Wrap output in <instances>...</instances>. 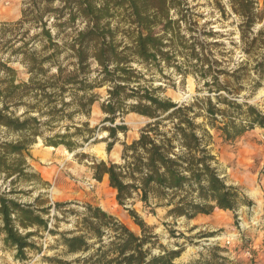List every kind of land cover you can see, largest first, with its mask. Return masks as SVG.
<instances>
[{
  "label": "trees",
  "instance_id": "16d2710c",
  "mask_svg": "<svg viewBox=\"0 0 264 264\" xmlns=\"http://www.w3.org/2000/svg\"><path fill=\"white\" fill-rule=\"evenodd\" d=\"M54 1L23 0L22 18L15 25L29 23L38 28L32 41L45 52L32 50L34 42L29 47V40L11 51V55H21L19 60L26 68L28 79L19 80L17 72L8 66L10 61L0 62V128L17 136L13 141L0 143V176L5 181L11 179L8 184L11 188L6 192L7 186L4 190L0 186L3 242L16 249V255L20 257L32 246L28 243L32 232L21 235L18 229H47L46 221L35 213L31 204L23 205L11 197L16 194L13 187L17 182L30 181L34 177L27 172L25 157L29 155L28 146L41 135V122L30 113L37 109L41 112V107H45L40 114L48 117L44 124L57 121L60 112L65 121H72L76 115L88 118L98 100L94 90L103 86L108 87V97L101 104V110L107 115L104 121L110 123L105 127L107 138L113 139L106 147L107 152L116 140L117 131H126L124 125L114 124L118 110L126 105V101L131 100L129 112L150 119L136 140L123 143L120 164L99 161L90 165L96 181L101 182L107 177L109 187L116 191L118 205L124 206L136 196L146 207L154 200L149 213L154 207H165L168 216L187 219L210 214L215 208H237L243 200L238 190L225 185L211 166L213 156L207 148L210 135L206 126L219 131L225 140H235L254 127L264 128V114L248 103L238 104L221 95L216 96V103L209 96H195L189 104L174 103L155 95L150 87H143L138 71L131 65L135 62L149 68L160 62L168 63L174 49L185 47L199 65L198 78L204 79L210 74L215 80L216 91L208 89V93L225 90L230 95L237 94L229 85L218 86V77L212 75L215 62L202 49L197 52L193 41L189 43L180 36L178 30L183 17L173 20L169 16L170 9L178 5L177 0H58L63 6L52 8ZM228 3L241 19L239 31L244 52L252 59L256 58L251 70L263 78L264 28L253 30L262 22L263 11L258 12L256 0H229ZM64 9L69 12L65 19ZM78 18L85 22V27L72 29L67 35L64 41L67 63L63 67L57 59L61 50L55 40L66 25ZM114 20L115 27L112 25ZM159 26L161 34L154 33ZM119 34L123 36L121 40L117 39ZM51 67H55L56 72L48 77L46 73ZM249 72L247 63H240L238 69L227 72V76L238 80ZM92 73H95L93 78ZM66 96H69L68 101ZM26 97L35 103H26ZM57 102L61 104L59 109ZM19 104L25 106V111L17 116L10 108ZM218 104L226 107L221 108ZM234 111L236 118L232 116ZM198 117L204 121L196 124ZM218 117L221 121L216 124ZM72 128L74 132H70ZM95 131L96 127L90 128L85 121L81 127L66 125L64 134L43 141L47 146L63 145L72 152L78 147L74 138L79 136L82 142H87L94 137ZM126 210L134 222L144 228L137 213L129 208ZM82 221L83 233L65 236L64 247L66 254L88 255L64 261V264H176L177 252L149 255V250L144 249L149 243L146 235L136 236L99 208L87 206ZM103 226L114 232L106 244L102 243ZM90 239H96L99 244L92 253H89L93 248L88 243ZM219 252L227 251L211 246L190 264H224L226 257Z\"/></svg>",
  "mask_w": 264,
  "mask_h": 264
},
{
  "label": "rangeland",
  "instance_id": "374dc122",
  "mask_svg": "<svg viewBox=\"0 0 264 264\" xmlns=\"http://www.w3.org/2000/svg\"><path fill=\"white\" fill-rule=\"evenodd\" d=\"M228 1L177 0L178 5L170 9L169 16L173 20L183 17L178 30L180 36L183 35L189 43L193 41L197 52L202 49L209 59L215 62L212 75L218 77V86L229 85L237 94L230 95L225 90L208 93V89L216 91L215 80L210 74L204 79L198 78L199 65L185 47L174 49L175 53H170L171 60L168 63L160 62L148 68L144 64L132 62L133 69L138 71L140 76L139 83L143 87H150L155 95L178 104H189L195 96H209L212 102L216 103V96L221 95L238 104L248 103L264 114V77L259 78L254 70H251L256 58L252 59L244 52L239 31L241 19L232 12ZM256 1L258 12L263 11V20L254 26V32L264 28V0ZM62 6L58 0L51 4L52 8ZM23 9V0H0V62L10 61L8 66L17 72L18 79L26 81L29 76L19 60L21 55H11V51L28 40L29 47L34 42L32 50L41 51V48L36 41H32L34 35L39 32L38 28L29 23L15 25L21 20ZM68 13V9H64V19L68 17ZM112 25L115 27V20ZM84 27L85 22L78 18L66 25L64 32L55 40L61 50L57 59L63 67L67 63V52L64 50L67 35L72 29L81 30ZM51 29L52 33H55L54 28ZM160 32V26L154 29V33L161 34ZM209 32H212V35H209ZM122 37V34H119L117 39L121 40ZM43 53L45 52L41 51V54ZM240 63H247L250 69L248 75L238 80L228 77L227 72L232 73L238 69ZM92 66L94 69L95 66ZM55 72V67H51L46 76L50 77ZM91 77H95V73H92ZM257 83L260 84L257 86ZM107 88L103 86L94 90L98 100L93 104L88 118L76 115L72 121H65L60 112L57 121L44 124L48 117L40 114L45 111V107L40 106L41 112L37 109L30 113L41 122V135L36 137L35 143L28 146L29 155L25 157L27 172L34 177H31L30 181L17 182L13 187L16 194L11 197L23 205L31 204L35 213L46 221L47 229H18L21 235L32 232V236L28 238V243L32 246L26 248L20 257L16 255V249L3 242L4 234L0 231V264H64V261H74L88 255L66 254L64 247L65 236L83 233L82 219L86 215L87 206L99 208L136 236L141 237L142 233L146 235L149 243L144 249H148L151 256L163 251H175L178 256L174 263L190 264L197 260L200 254H205L207 248L217 246L227 251L219 252L226 257L224 264L261 263L264 258L260 255L262 249L257 248L255 243L264 242V128L254 127L235 140H225L219 131L206 126L210 135L207 148L213 156L212 168L225 185L236 188L243 199L233 210L215 208L210 214H200L209 216L208 219H213L214 224H195L194 218L197 215L192 219L168 216L165 207H154V211L149 213L154 206V200H150L151 206L146 207L136 196L126 205L120 206L115 199L116 191L109 187L106 178L101 182L96 181L90 165L99 161L120 164L123 143L130 144L136 140L150 119L129 112L128 105L131 100L126 101V105L118 110L114 122L115 125H124L126 131H117L116 140L107 152L106 147L113 140L107 138L105 127H109L110 123L104 121L107 115L101 110V104L108 97ZM127 91L129 93V90ZM62 98L64 101V95ZM65 100L68 101L69 96H66ZM24 101L35 103L28 97ZM218 105L221 108L226 107L223 104ZM60 107V102H57V109ZM10 109L19 116L25 111V106L19 104ZM236 113L234 111L232 114L234 118ZM85 121L89 123L90 128L96 127V131L94 137L87 142H82L79 136L74 138L78 143L76 150L69 152L63 145L52 147L44 143V138L64 134V126L74 124L81 127V123ZM203 121L202 117L195 119L196 124ZM218 121H221L219 117L216 124ZM70 132H74V129ZM16 138L15 133L0 128V143ZM10 180L5 181L0 176L1 189L4 190L7 186L5 192L11 188L8 185ZM232 180H235V185L228 184ZM126 208L137 213L145 225L144 228L134 222ZM214 212L217 216L211 218ZM101 232L102 243L105 244L111 240V233H114L105 226L101 228ZM96 242V239L88 240L89 245L93 247L89 253L99 246ZM261 254H264V251Z\"/></svg>",
  "mask_w": 264,
  "mask_h": 264
},
{
  "label": "crops",
  "instance_id": "0c3cea01",
  "mask_svg": "<svg viewBox=\"0 0 264 264\" xmlns=\"http://www.w3.org/2000/svg\"><path fill=\"white\" fill-rule=\"evenodd\" d=\"M104 178H106V180H107V177H104ZM107 182H108V180H107ZM228 184H230V185H235L236 184V182H235V180L233 181H230V182H228ZM217 216V214L214 212L213 214H212V217L211 218H215ZM209 218V216H202V215H200V214H198L195 218H194V223L195 224H208V223H210V224H214V222H213V219H208ZM209 225V224H208ZM210 226V225H209ZM263 235V234H262ZM261 235V236H262ZM263 237H264V235H263ZM260 245V246H259ZM264 242H262V241H259L258 243H257V241H256V243H255V246L257 247V248H259L260 247V249H262V251L260 252V255H261V258H263L264 257V254H261L263 251H264ZM258 264H264V258L261 260V263H258Z\"/></svg>",
  "mask_w": 264,
  "mask_h": 264
}]
</instances>
